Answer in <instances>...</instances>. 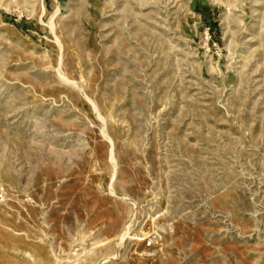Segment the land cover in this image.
<instances>
[{
	"label": "rangeland",
	"instance_id": "374dc122",
	"mask_svg": "<svg viewBox=\"0 0 264 264\" xmlns=\"http://www.w3.org/2000/svg\"><path fill=\"white\" fill-rule=\"evenodd\" d=\"M0 264H264V0H0Z\"/></svg>",
	"mask_w": 264,
	"mask_h": 264
}]
</instances>
